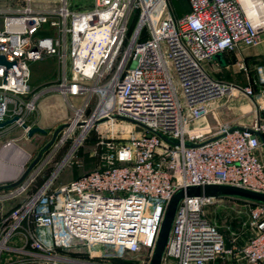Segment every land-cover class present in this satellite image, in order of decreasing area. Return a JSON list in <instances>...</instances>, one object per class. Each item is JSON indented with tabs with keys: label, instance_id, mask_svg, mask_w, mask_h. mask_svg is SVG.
<instances>
[{
	"label": "built area",
	"instance_id": "obj_1",
	"mask_svg": "<svg viewBox=\"0 0 264 264\" xmlns=\"http://www.w3.org/2000/svg\"><path fill=\"white\" fill-rule=\"evenodd\" d=\"M32 1L0 6V54L11 62L0 61V122L17 116L13 124H27L35 108L28 61L49 54L60 70L54 86L65 96L85 95L61 140L77 124L81 131L43 184L0 220V264L3 254L28 259L60 249L82 250L90 259L143 253L148 264L176 189L223 184L264 193V63L256 66L257 90L218 79L206 65L217 53L260 40L264 0H187L189 9L180 15L171 0H90L82 6L53 0L48 7ZM44 26L53 33L37 34ZM235 63L248 72L244 59ZM237 92L254 103L250 126L231 130L229 123L199 122L213 101ZM116 118L134 130L120 143L100 139L101 164L54 186L94 125ZM41 168L38 162L5 196L26 191ZM214 200L181 199L162 264H228L231 255L264 264V204L249 208L252 233L226 248L223 233L204 214Z\"/></svg>",
	"mask_w": 264,
	"mask_h": 264
},
{
	"label": "rangeland",
	"instance_id": "obj_2",
	"mask_svg": "<svg viewBox=\"0 0 264 264\" xmlns=\"http://www.w3.org/2000/svg\"><path fill=\"white\" fill-rule=\"evenodd\" d=\"M77 2L78 5H88L90 0H70ZM174 11L177 15H180L189 9L187 0H171ZM57 2L53 0H33L31 4L33 6H42L48 7L55 5ZM22 0H0V6H10L12 8L22 5ZM134 18V17H133ZM52 28L44 26L41 28L37 34L45 35L52 34ZM264 34V30L260 31V35ZM255 45V44H253ZM250 46V45H245ZM29 66V79L28 83L33 88L35 85H39V88L45 86V84L53 81L54 72L57 71L58 62L55 55H43L40 58L32 59L28 61ZM80 96H85L80 94ZM222 97L219 98V101H223ZM95 100V95L92 96L91 101ZM66 101L61 99L60 96L54 93H47V96L43 98L40 102V110L44 119L54 121L58 116L61 110L65 109L67 106ZM254 103L252 100L243 95L240 92L232 94L228 97V101L223 104L220 108V118L231 121L239 120L245 124H252V109ZM74 114L70 115L68 118L63 119L64 122L61 124H66L71 122ZM237 120V121H238ZM60 124V125H61ZM54 125L46 129L45 134H35L31 139H26L21 137L20 133H24L22 127H18L10 132L7 137L3 140H0V220L4 218L12 207L17 205L20 201L29 198L38 187L43 184L44 180L49 177L50 173L53 172L57 165L63 160L68 151L70 150L74 139L79 135L81 131L80 124L74 126L72 130L69 131V134L66 139L61 140L63 133V127L59 130L52 142V144L44 151L42 156L39 159V165L42 167L39 175L35 178L34 181L28 186L27 190L22 192L16 197H7L5 196L8 193L9 188L5 187L15 180H17L25 171L29 163L36 156L40 148L45 145L50 139L54 131L60 126ZM134 130V127L129 121L124 119L116 118L112 123H103L99 122L97 126L94 127L88 132L85 140L79 146L74 156L71 159L70 163L62 168L59 175L54 181V186H58L61 183L67 182L68 180L77 177L85 172L95 169L100 161V153L102 151L101 144L99 143L100 139H106L113 137L115 143H120L124 141L128 136L130 130ZM16 138V146L27 153V158L22 164V170L19 172L21 167V159L19 156L14 153V151H9L8 146L3 147L9 138ZM38 145L32 151H27L28 144ZM25 147H23V146ZM8 150V153H7ZM19 157V158H18ZM20 159V160H19ZM43 161V163H41ZM38 163L33 167L36 168ZM20 166V167H19ZM252 201L241 199V198H216L213 202H210L204 206V214L209 221L215 224L225 237L226 248H231L233 245H240L251 233L252 229L249 225L248 213L249 208L252 206ZM233 232L234 234H232ZM77 250V251H76ZM83 252L78 249H64L58 250L57 254H42L38 253L32 258L26 259L25 257L16 255L17 258L11 257L7 264H85L82 260L77 259L82 258ZM76 257V258H75ZM144 255L138 254L133 257H128L124 259L126 261H112L111 259H102L97 260V264H146V259L143 258ZM22 259V260H21ZM24 259V260H23ZM228 264H244V260L239 256L234 257L233 255L229 256L227 260ZM127 262V263H126ZM6 264V263H5Z\"/></svg>",
	"mask_w": 264,
	"mask_h": 264
},
{
	"label": "crops",
	"instance_id": "obj_3",
	"mask_svg": "<svg viewBox=\"0 0 264 264\" xmlns=\"http://www.w3.org/2000/svg\"><path fill=\"white\" fill-rule=\"evenodd\" d=\"M218 54L220 55L219 57L214 56L211 60L206 62L207 67L209 68V70L211 71L214 77L240 85L252 83L254 89L256 90L262 87L260 84L257 83L258 76L256 72V66L258 64L264 63V34L260 35V40L255 45H250V46L241 45L235 48L234 50H226ZM241 58L244 59V62L247 66L248 69L247 73L236 66L235 63L236 60ZM59 76H60V70L58 65L57 71L54 72V76L52 77L53 81L45 84V86L42 87L41 89L39 88V85H35V87L32 88L29 84L32 94L35 95V108L27 118V124L30 125L31 127L40 126L44 129H47L49 127H53L54 125H60L61 123L64 122L63 119L68 118L70 115L74 114V110L76 107L81 106L84 100L83 96L80 95L65 96L58 88L54 86L55 83L59 80ZM47 93L57 94L58 96L61 97V99H64L66 101V104L68 103V105L65 106V109L59 112L58 116L54 121L44 119L41 114L40 102L43 100L44 97L47 96ZM228 97L223 98V101H219V98L213 101L209 112L205 115L204 118H201L199 122L201 124L207 123L212 127H217L221 123H229L233 125V127L250 126V123L245 124L239 121L238 119H237L238 121L234 119H232L231 121H226L220 118L219 115L221 109L220 107L228 101ZM252 117H253V109H252ZM18 127L19 126H17L16 124L9 123L5 125L3 128H0V140L1 138L4 140L5 137H7V135L10 132H12L14 129H17ZM35 134H40V133H34L31 136L25 134V137H24V133L23 135L22 133H20L21 137H24L27 140L33 138ZM9 139L13 141L14 144L17 142V139L14 137ZM7 141L9 140L7 139ZM27 144H28V148H26L27 151H32L33 148L35 149L38 146L36 145L35 147V145L31 143H27ZM81 256L82 258L78 257L77 259L82 260L83 263L85 264H97L95 263L97 260H102V259H90L87 256V254H85L84 252ZM11 257L17 258V256L14 254H3L1 263L3 264L9 263L8 261L10 260ZM232 263L230 262V264Z\"/></svg>",
	"mask_w": 264,
	"mask_h": 264
},
{
	"label": "water",
	"instance_id": "obj_4",
	"mask_svg": "<svg viewBox=\"0 0 264 264\" xmlns=\"http://www.w3.org/2000/svg\"><path fill=\"white\" fill-rule=\"evenodd\" d=\"M215 56L219 57L220 55L217 53ZM0 61L5 62L7 65H10L11 63L10 61H7L4 58V56L1 54H0ZM16 119L17 116H14L10 119H6L5 121L0 122V127H4L5 125L12 123ZM65 125L66 124H61L54 131L50 141H48L45 145H43L40 148L36 156L32 159V161L25 169L24 173L17 180L7 185H4L5 187L10 188L17 185L29 174V172L33 169V167L39 162V159L44 153V151L52 144L57 132L61 130L63 127H65ZM22 127L27 128L28 126L27 124H23ZM233 129H244V127L234 126L231 130ZM46 132H47L46 129L40 126H34L28 128L27 134L28 136H31L34 133L45 134ZM256 134H258L260 136L261 141H263V137L258 132ZM184 196H203L210 198H241V199L264 204V193L246 189L239 186L223 185V184H206V185L188 186L186 188L176 189L165 207L163 218L157 233L155 245L152 250L148 264H161L175 212L179 206L181 199Z\"/></svg>",
	"mask_w": 264,
	"mask_h": 264
},
{
	"label": "bare ground",
	"instance_id": "obj_5",
	"mask_svg": "<svg viewBox=\"0 0 264 264\" xmlns=\"http://www.w3.org/2000/svg\"><path fill=\"white\" fill-rule=\"evenodd\" d=\"M249 2H253V0H250ZM243 5H244L245 10L248 12L249 11L248 10L249 3H244ZM74 124H75V122L71 125V128L74 126ZM90 125H91V122H89L88 124L85 125L84 132L88 129V127ZM7 149H9V151L10 150L14 151V153H16V155L20 157V159H21V163H20L21 167L19 166L20 168L18 170L20 172L22 170V164L24 163L25 159L27 158V153L25 151H23L22 149L18 148L15 144H10ZM7 153H8V150H7Z\"/></svg>",
	"mask_w": 264,
	"mask_h": 264
},
{
	"label": "trees",
	"instance_id": "obj_6",
	"mask_svg": "<svg viewBox=\"0 0 264 264\" xmlns=\"http://www.w3.org/2000/svg\"><path fill=\"white\" fill-rule=\"evenodd\" d=\"M134 17V18H133ZM135 19H136V12L133 13L131 19H130V23H129V28H128V31H130L134 25V22H135ZM257 202H254L252 201V204H256ZM111 260H116V261H126L124 260V258H118V257H112V258H109ZM126 259V258H125ZM127 263V262H126Z\"/></svg>",
	"mask_w": 264,
	"mask_h": 264
}]
</instances>
